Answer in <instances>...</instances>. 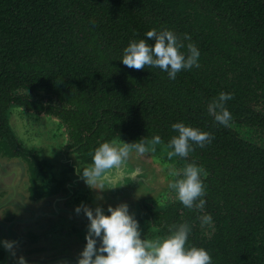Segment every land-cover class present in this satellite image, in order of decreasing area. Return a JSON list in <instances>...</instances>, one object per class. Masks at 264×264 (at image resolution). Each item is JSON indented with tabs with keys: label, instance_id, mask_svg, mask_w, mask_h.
<instances>
[{
	"label": "trees",
	"instance_id": "obj_1",
	"mask_svg": "<svg viewBox=\"0 0 264 264\" xmlns=\"http://www.w3.org/2000/svg\"><path fill=\"white\" fill-rule=\"evenodd\" d=\"M152 29L174 32L185 56L193 43L199 67L170 79L125 66L124 48L153 45ZM221 92L233 97L228 126L208 111ZM13 102L57 117L76 143L159 135L167 148L174 123L210 133L189 154H204L214 189L245 216L244 236L203 229L192 242L213 264H264V0H0V127Z\"/></svg>",
	"mask_w": 264,
	"mask_h": 264
},
{
	"label": "flooded vegetation",
	"instance_id": "obj_2",
	"mask_svg": "<svg viewBox=\"0 0 264 264\" xmlns=\"http://www.w3.org/2000/svg\"><path fill=\"white\" fill-rule=\"evenodd\" d=\"M16 104L19 103H10L4 111ZM4 121L5 128L0 127L3 133L0 139L4 140L0 150V264H18L21 256L26 264H77L86 246L90 223L83 210L75 211L81 205L93 211L100 207L105 215H110L109 206L115 208L127 204L129 214L138 221L142 239L164 237L169 234L170 226L182 223L190 227L186 246H194V236L199 237L203 229L211 238L214 232L220 233L222 227L231 233L229 237L239 240L244 236L241 226L245 216L228 210L237 206L224 200L221 189H214L210 173L205 169L203 153L194 155L196 152H192L186 158L174 156L169 160L167 151L171 149L161 143L156 145L155 152H134V158L127 160L129 164L122 172L108 173L91 188L85 182L82 170L92 166L90 153L94 154L100 144L111 142L113 138L101 141L104 136H95L93 141L76 143L64 127L65 142L59 152L51 154L46 148L23 147L9 129L5 113ZM148 154L153 158L149 160L150 164L143 157ZM153 161L165 164L164 171L154 170ZM168 161L170 169L166 166ZM188 163L203 169L201 180L205 195L200 198L206 201L203 211L185 207L177 199L175 190L169 188V184L178 178L171 173L182 172ZM136 170L140 175L131 180L130 173ZM168 175L169 184H162L160 179L166 182ZM203 215H210L212 222L202 224L199 217ZM3 241L16 242L12 252L5 249ZM202 248L208 253L213 252L210 248Z\"/></svg>",
	"mask_w": 264,
	"mask_h": 264
},
{
	"label": "clouds",
	"instance_id": "obj_3",
	"mask_svg": "<svg viewBox=\"0 0 264 264\" xmlns=\"http://www.w3.org/2000/svg\"><path fill=\"white\" fill-rule=\"evenodd\" d=\"M148 40L154 41L153 45L146 43L144 39L133 40L123 50L122 63L128 68L143 70L145 66L158 67L168 73L170 79H175L178 72L199 67V51L193 43L187 44L188 55L181 53L184 44L174 32L163 30L157 32L152 29L146 33ZM185 40H191V36L185 34ZM233 97L230 93L221 92L218 98H214L208 105V111L215 120L224 126H228L231 113L225 107V101ZM177 135L173 136L167 144V157L174 156L186 158L193 151L192 144L204 147L210 143L213 137L210 133L197 128L185 126L184 123L172 125ZM192 142V143H190ZM159 135L150 141L140 139L138 142L117 144L103 142L94 150L92 166L82 170V176L89 187L94 188L97 182L110 172H122L130 153L135 151L144 154L148 151L155 152L156 145L161 144ZM202 168L193 163H188L182 172H172L178 177L169 184V188L175 190L177 199L187 208H198L203 211L206 201L200 199L205 195L204 184L201 180ZM138 170L130 173V179L139 177ZM116 186H112L114 188ZM197 201H199L197 203ZM83 210L88 221L86 246L80 253L77 264H212V257L202 247L186 246L190 227L186 223L172 225L169 234L155 239H142L138 221L129 214L127 204H119L115 208L109 206L105 215L102 208L95 211L86 205L78 206L75 211ZM202 224H210L212 217L203 215L199 217ZM97 239L100 246L97 247ZM6 250L12 252L16 242L3 241ZM13 255L15 253L13 252ZM18 264H26L21 256Z\"/></svg>",
	"mask_w": 264,
	"mask_h": 264
},
{
	"label": "water",
	"instance_id": "obj_4",
	"mask_svg": "<svg viewBox=\"0 0 264 264\" xmlns=\"http://www.w3.org/2000/svg\"><path fill=\"white\" fill-rule=\"evenodd\" d=\"M6 118L11 132L21 145L27 149L36 147L41 150L46 148L53 154L59 152L65 142V130L57 117L27 111L19 105H11L6 110ZM51 128L53 129L50 130ZM48 136L50 137L48 138ZM113 141L117 144L122 143L118 139H114L111 142ZM134 152L130 153L128 160L134 158ZM128 164L126 163L125 165Z\"/></svg>",
	"mask_w": 264,
	"mask_h": 264
},
{
	"label": "rangeland",
	"instance_id": "obj_5",
	"mask_svg": "<svg viewBox=\"0 0 264 264\" xmlns=\"http://www.w3.org/2000/svg\"><path fill=\"white\" fill-rule=\"evenodd\" d=\"M16 112H17V110H16ZM18 114V113H17ZM20 114V113H19ZM17 120V119H16ZM53 128H51L50 130H52ZM64 129V128H63ZM150 154H148V155H146V156H143L144 158H145V160H146V162L148 163V164H150V161L149 160H151V159H153L152 158V156L150 155ZM154 163H152L151 165H152V168L154 169V170H156L157 172H159L160 170L159 169H163V171H164V166H165V164L163 165V163H162V165L160 164V163H158V162H156V161H153ZM166 166H168L167 168L168 169H170V164L169 165H166ZM168 177V180L165 182V179H160V182L162 183V184H169V179H170V177H169V175L167 176Z\"/></svg>",
	"mask_w": 264,
	"mask_h": 264
}]
</instances>
